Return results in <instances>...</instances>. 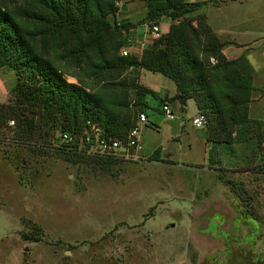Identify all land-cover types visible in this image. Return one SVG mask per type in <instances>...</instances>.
<instances>
[{
	"label": "rangeland",
	"instance_id": "rangeland-1",
	"mask_svg": "<svg viewBox=\"0 0 264 264\" xmlns=\"http://www.w3.org/2000/svg\"><path fill=\"white\" fill-rule=\"evenodd\" d=\"M260 2L253 18L264 24ZM118 7L110 20L131 22L124 31L131 52L139 54L154 39L152 24L168 29L166 16L138 23L142 0ZM261 49L243 52H255L249 115L264 125ZM64 69L75 81L71 73L78 70ZM133 74L157 92L144 97L141 148L106 162L92 150L67 160L54 148L62 142L58 130L51 146L39 148L4 127L16 78L0 65V264H264V173L255 165L261 146L234 143L212 150L209 161L206 128L192 123L198 114L193 98L184 104L174 98L175 82L159 71L134 68ZM165 98L172 119L161 111ZM156 148L160 160L151 159Z\"/></svg>",
	"mask_w": 264,
	"mask_h": 264
},
{
	"label": "trees",
	"instance_id": "trees-1",
	"mask_svg": "<svg viewBox=\"0 0 264 264\" xmlns=\"http://www.w3.org/2000/svg\"><path fill=\"white\" fill-rule=\"evenodd\" d=\"M22 1L0 0V65L16 78L4 127L14 119V138L38 141L37 146L45 148L51 146L53 131L58 130L59 137L64 130L78 136L92 124L106 136L123 138L138 110L146 107L145 95H157L137 82L138 76L128 75L130 69L145 68L171 78L176 85L173 97L182 104L193 98L205 115L209 161L212 150L234 143H253L264 152L263 121L249 115L254 68L244 52L234 58L223 53L232 40L221 39L199 12L204 1L142 0L146 9L138 23L164 16L170 23L139 54L121 52L129 44L124 31L131 22L110 20L119 8L117 0ZM66 66L78 70L71 73L75 81L66 78ZM61 141L54 148L63 158L85 154L76 142ZM151 159H162L159 148ZM255 165L264 173V153Z\"/></svg>",
	"mask_w": 264,
	"mask_h": 264
},
{
	"label": "crops",
	"instance_id": "crops-1",
	"mask_svg": "<svg viewBox=\"0 0 264 264\" xmlns=\"http://www.w3.org/2000/svg\"><path fill=\"white\" fill-rule=\"evenodd\" d=\"M200 1H204V4L200 7L199 11L205 13L208 23L218 34V36L221 39H227L236 42H231L224 46L223 53L227 58L237 57L244 51V49L255 46H257V48H262L260 53L264 56V46L262 45V42L264 41V24L261 21L257 23L253 18V15L255 14L253 8L261 7L262 2H260V0ZM169 23L170 20H168L167 27ZM142 48L143 46L141 47L140 51ZM254 53V50L246 51V56L251 63H253L254 60ZM254 80L255 79H253V84ZM174 92H176V88ZM251 104L252 101L249 105L250 113L252 106Z\"/></svg>",
	"mask_w": 264,
	"mask_h": 264
},
{
	"label": "built area",
	"instance_id": "built-area-1",
	"mask_svg": "<svg viewBox=\"0 0 264 264\" xmlns=\"http://www.w3.org/2000/svg\"><path fill=\"white\" fill-rule=\"evenodd\" d=\"M122 0H117L116 4L120 5ZM152 37L157 38L161 35L162 30L158 24H152L151 26ZM129 41V39H128ZM129 50L125 47L122 48V53L126 54ZM216 58L210 56V61L215 62ZM161 111L168 119L175 117L174 111L171 107L168 99H163L161 104ZM148 122L147 112L144 110H138L134 123L129 127L126 135L121 137L106 136L102 133L101 128L92 124L89 129L80 133L78 136L70 131L64 130L60 134V139L69 142H76L78 149H84L87 151L92 150L101 155L112 156L116 158H129L133 157L136 150L141 148L140 145V124ZM192 123L197 127L206 126V117L203 113L198 112L192 117ZM14 119L9 120V126L14 127Z\"/></svg>",
	"mask_w": 264,
	"mask_h": 264
}]
</instances>
